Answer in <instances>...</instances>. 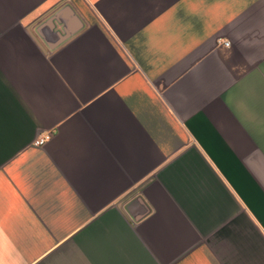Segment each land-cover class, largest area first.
Listing matches in <instances>:
<instances>
[{
  "label": "crops",
  "instance_id": "0c3cea01",
  "mask_svg": "<svg viewBox=\"0 0 264 264\" xmlns=\"http://www.w3.org/2000/svg\"><path fill=\"white\" fill-rule=\"evenodd\" d=\"M0 264H264V0H0Z\"/></svg>",
  "mask_w": 264,
  "mask_h": 264
},
{
  "label": "built area",
  "instance_id": "2783aa9c",
  "mask_svg": "<svg viewBox=\"0 0 264 264\" xmlns=\"http://www.w3.org/2000/svg\"><path fill=\"white\" fill-rule=\"evenodd\" d=\"M228 45H229L228 42H225V43H224V46L228 47ZM44 140H45L44 138L40 137V138H38V139L35 141L34 144H35L36 146H41V145H43Z\"/></svg>",
  "mask_w": 264,
  "mask_h": 264
},
{
  "label": "rangeland",
  "instance_id": "374dc122",
  "mask_svg": "<svg viewBox=\"0 0 264 264\" xmlns=\"http://www.w3.org/2000/svg\"><path fill=\"white\" fill-rule=\"evenodd\" d=\"M215 41L218 42V41H222V40L216 39ZM225 42H226V41H224L223 43H225ZM223 45H224V44H223ZM225 47H226V46H225Z\"/></svg>",
  "mask_w": 264,
  "mask_h": 264
}]
</instances>
